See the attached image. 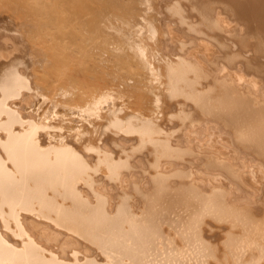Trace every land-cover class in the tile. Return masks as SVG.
<instances>
[{
  "label": "bare ground",
  "instance_id": "6f19581e",
  "mask_svg": "<svg viewBox=\"0 0 264 264\" xmlns=\"http://www.w3.org/2000/svg\"><path fill=\"white\" fill-rule=\"evenodd\" d=\"M0 264H264V0H0Z\"/></svg>",
  "mask_w": 264,
  "mask_h": 264
}]
</instances>
